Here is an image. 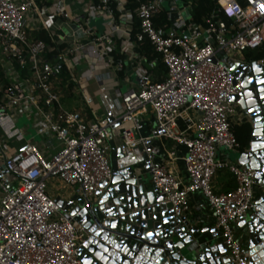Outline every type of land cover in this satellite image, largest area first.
Instances as JSON below:
<instances>
[{"label":"built area","instance_id":"2783aa9c","mask_svg":"<svg viewBox=\"0 0 264 264\" xmlns=\"http://www.w3.org/2000/svg\"><path fill=\"white\" fill-rule=\"evenodd\" d=\"M217 3L205 24H198L193 0H0V49L29 69L21 78L12 62L5 67L0 59V264H84L79 247L88 232L51 196L48 180L79 186L93 197L114 176L110 140L117 128L118 147L125 155L138 150L174 216H185L200 193L204 200L196 207L209 208L231 257L248 264L234 224L257 208L256 171L219 153L241 152L231 126L247 117L230 97L245 88L230 61L264 44V0ZM163 11L167 22L157 26L155 16ZM93 19L104 21L102 29ZM39 33L49 36L51 46ZM144 39L167 67L163 81L152 73L158 59L148 60L141 50ZM65 68L80 86L98 81L102 100L116 96L120 109L101 114L86 89L92 117L83 108H66L56 88ZM105 69L116 84L125 77L134 83L129 73H135L134 86L110 89L98 74ZM17 112H36L38 133L51 137L45 142L50 155L30 141L8 152L7 139L25 138L14 121ZM155 138L171 140L173 147L152 143ZM179 159L187 180L173 165ZM222 169L233 174L236 186L216 192L213 181ZM198 250L193 246L195 257Z\"/></svg>","mask_w":264,"mask_h":264},{"label":"water","instance_id":"95a60500","mask_svg":"<svg viewBox=\"0 0 264 264\" xmlns=\"http://www.w3.org/2000/svg\"><path fill=\"white\" fill-rule=\"evenodd\" d=\"M230 65L245 88L230 100L253 123L248 148L233 160L256 171L258 186L257 208L239 223L238 238L248 264H264V64L245 59ZM56 200L88 232L79 247L84 264H237L218 238L198 243L200 228L186 216L175 217L172 204L132 167L115 171L91 198L77 191L68 201Z\"/></svg>","mask_w":264,"mask_h":264},{"label":"crops","instance_id":"0c3cea01","mask_svg":"<svg viewBox=\"0 0 264 264\" xmlns=\"http://www.w3.org/2000/svg\"><path fill=\"white\" fill-rule=\"evenodd\" d=\"M245 59H246L245 52L242 54H235V55H233V57H231V61L237 62V63L243 62V61H245ZM16 71H18V73L21 76V72L19 71V69H16ZM98 74H99V77L101 79H103L108 84L110 89L115 86V88L119 89L121 92H125V91H123L122 87H123L124 81L128 82L126 77L124 79L123 78L120 79L118 81V83L116 84V82L114 83L115 80L112 79V76L108 70H106V69L100 70V72ZM131 80L134 81L133 78H131ZM128 83L131 84L130 86H127L128 89L132 86V84L134 85L133 82L132 83L128 82ZM86 85L87 86H80L78 83H76V88L74 90V97H72V98H75V96L80 97L86 103V106L84 108L83 107H80V108L71 107V106H69V102L71 100H69L67 103L64 102V92H63V89L61 88L60 78H59V81L56 85V88L60 92V94L62 95L63 105L68 109H74V108L81 109V108H83L86 112H88L90 114V117H92L91 106L86 101V99L84 97V93H83L84 89H86L87 92H89V94L93 98L95 106L98 109H100L101 114H104L107 111L112 112V111H117L120 109L119 108L120 107V100L118 98H116V96H113V98L109 102L102 100V98L99 94L100 91H99V86H98L99 82L98 81L92 80V81H90V83H88ZM23 115L24 114L17 112L14 115V121L16 122L17 127L23 132L25 138H23L21 140H17V144L10 145V143H9L8 144V146H9L8 152L14 153L16 151V148L23 145L26 141L34 142L36 140L37 136H41L42 137L41 141H38L41 144L39 145L36 142L35 143L42 149V151L47 156L50 155L49 149H47L45 147L46 146L45 142L50 141L51 137H47V139H46V138H44V136H42L41 134L38 133L37 127L35 126L37 118H38V116L36 115V112H33L28 116L27 115L25 116L28 120L31 121V123H28L27 126H24V127L19 126L18 122H17L18 116H23ZM244 115H246V114L244 113ZM247 119L253 126V123L249 120L248 117H247ZM234 123H237V122H234ZM146 125H147V128L144 130L143 134L145 136H148V135H150L151 123L147 122ZM30 130H32L34 134H32V132ZM119 131H120V128H117V130L114 131L113 137L110 140V144H111L110 158H111L114 170L117 171V170L124 169L125 167L131 166L134 169V171L138 177H145V178H148L149 180H151L149 169L145 165V163L142 162L141 154L138 152V150L134 149L131 153H129L127 155L123 154L122 152H119V147H118L119 139L117 138V134L119 133ZM3 137H4V130L2 129V127L0 125V138L2 139ZM1 139H0V141H1ZM55 143L51 142L48 144H50V145L54 144V146L59 147V144H57V143L55 144ZM152 143H154V144H161L162 143L168 148H172L173 144H174L171 140H168L166 138H155L152 140ZM184 152H185L184 148H182V147L178 148V154L183 155ZM219 156L222 159H228L229 161H232V162L239 164V162L237 160H233V155L228 153L226 150L221 149ZM0 160H2L1 157H0ZM173 165H174L175 169L184 178V180H187V175H186V171H185L183 161L181 159H179L175 163H173ZM213 184H214V188H215L216 192H227V191H230V190L235 188L236 180H235V177L233 176V174L231 172H229L226 169H222L218 172L217 176L214 178ZM73 188H74L73 192L68 191L65 195H63V197H61V199L68 201L80 189L79 186H73ZM257 192H258V186H257ZM203 200H204V197L200 193L193 195V197H192V208L189 212H187L185 214V216L188 220L191 221V223L193 225H196L200 228V232L196 236V238L198 239L197 240L198 243L201 244V243H204V241H206V240H214L217 238H218L217 240L219 242H222V239L218 235L217 229L215 227V219H214L213 213L209 210L208 207H206L203 210H200L196 207V204L200 201H203ZM240 222L241 221H238L234 224L235 229L237 231V234H238V228H239L238 226H239ZM216 234L218 235V237H216ZM198 243H195V245L197 246Z\"/></svg>","mask_w":264,"mask_h":264},{"label":"trees","instance_id":"16d2710c","mask_svg":"<svg viewBox=\"0 0 264 264\" xmlns=\"http://www.w3.org/2000/svg\"><path fill=\"white\" fill-rule=\"evenodd\" d=\"M218 7L217 0H193L192 7V15L194 21L198 24H205L206 19L210 14ZM224 19L230 24L231 19L224 17ZM167 22L166 12H161L157 16H155V24L159 26ZM138 24L136 22L135 27L133 28L132 35L134 36L138 31ZM39 38L44 39L49 46L50 38L46 33H39ZM140 47L143 53H145L148 57V60L158 59L157 65L152 69V73L157 81H163L167 77V67L165 63L161 59V55L155 50L153 45L150 43L148 39H144L140 43ZM246 60L248 61H258L264 58V44L255 49H248L245 51ZM15 68H19V63L16 61ZM20 71V69H19ZM21 77L24 78L27 74H29V70L27 68L20 71ZM7 81V79H6ZM60 85L64 92V102H68L70 98L74 97V90L76 88V82L72 78V72L65 68L60 75ZM3 97V94L0 92V101ZM232 131L236 135L237 141L239 143V150L244 151L248 148L249 143L251 141L253 126L248 121V119L244 120L242 123H232L231 126Z\"/></svg>","mask_w":264,"mask_h":264},{"label":"rangeland","instance_id":"374dc122","mask_svg":"<svg viewBox=\"0 0 264 264\" xmlns=\"http://www.w3.org/2000/svg\"><path fill=\"white\" fill-rule=\"evenodd\" d=\"M96 23H97V27L99 29H102L103 24H104V21L103 20H100V19L99 20L93 19L92 20V24H96ZM186 34H190V31H187ZM205 37H208V34H206ZM232 57H233V55H232ZM0 59L3 60L2 61L3 66L6 67V66H9V65H12L13 64L14 67H15V63H13L10 59L8 60L7 56L2 53L1 49H0ZM11 62H12V64H11ZM18 69H20V71H21L22 70V67L19 66ZM130 74H132V78H133L134 83H135V80H136L135 73H129V75ZM130 85H131L130 83L124 81L123 87H122L123 91L126 92V90L128 89L127 86H130ZM132 86H134V85L132 84ZM70 100L71 101L69 102V106H71V107H76V108L83 107L84 108L86 106V103L80 97L75 96V98H70ZM25 116L26 115L18 116L17 122H18V125L19 126L24 127V126H27L28 123H31V121L28 120ZM30 131L32 132V134H34L32 130H30ZM41 138H42L41 136H37L36 137V140L34 142H36L37 144L40 145L41 143L38 142V141H41ZM2 139H4V138H2ZM2 139H1L0 142H2ZM7 140L10 143V145L17 144V138H9ZM226 151L228 153H230L231 155H233V156L236 153V152H232V151H229V150H226ZM1 164H2V160H0V166H1ZM48 185H49V192H50L51 196H53L54 198L63 197V195H65L68 191L69 192H73L74 191V188L73 187L64 186L63 183L60 182L56 178H50L48 180Z\"/></svg>","mask_w":264,"mask_h":264}]
</instances>
